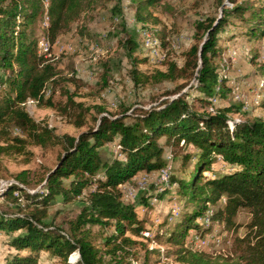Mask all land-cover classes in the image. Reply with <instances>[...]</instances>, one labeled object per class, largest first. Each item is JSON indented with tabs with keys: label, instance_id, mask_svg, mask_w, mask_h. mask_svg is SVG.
<instances>
[{
	"label": "trees",
	"instance_id": "16d2710c",
	"mask_svg": "<svg viewBox=\"0 0 264 264\" xmlns=\"http://www.w3.org/2000/svg\"><path fill=\"white\" fill-rule=\"evenodd\" d=\"M42 1L0 0V68L5 72L0 82L7 84L0 92V139L3 141L0 155L20 152L28 142L43 147L59 144L61 152L55 165L47 169L43 178L45 188L41 192L31 193L23 186L26 170H21L14 181L7 183L4 194L22 192L27 203L17 201L15 212L0 209V230L10 234L8 249L0 255V264H38L37 254L42 249L49 251L55 264H132L131 259L138 258L141 251H144L141 264H146L147 252L159 253L160 249L149 247L144 240L132 236L141 233L144 225L134 205L123 201L118 185L139 170L158 169L166 164L163 145L158 140L163 134L171 145L180 143L196 148L194 152L193 148L186 149L183 154V160L192 155L196 158L189 176L172 177L180 195L186 197L187 203L194 204L183 211L168 232L165 240L174 247L166 251L165 256L189 264H264V118L256 116L232 122L228 116L231 105L216 108L215 112L199 110L181 93L158 104L141 107L137 112L126 113L125 107L110 112L95 105L99 113L95 125L77 135L58 134L53 126L29 113L23 103L28 96L34 98L38 106L54 107L68 114L73 113L70 108H79L81 114L82 109L88 110V107L74 100L68 86H64L66 81H75L74 76L62 74L50 56L38 51V38L32 28H28L43 13ZM109 1H113L109 7L112 17L121 18L119 43L131 60L133 81L192 76L196 80L195 88L207 102L208 96H221L225 91V79L219 77L214 58L220 51L219 39L227 29L229 16H239L247 23L243 31L247 37L264 31L261 28L263 5L253 0H229L232 5H223L220 16L206 15L196 20L194 41L181 65L166 60L165 69L156 68L147 73L137 66L148 58L134 54L139 43L121 17L120 0H48L46 35L49 41H54L58 31L70 22ZM223 1L217 0L218 5ZM130 2L134 18L142 25L161 23L151 7L160 3L166 5L165 1ZM247 11L249 16L244 17ZM165 32L164 26L154 29V35L163 43ZM233 36L231 34L230 38ZM260 66L264 73V63ZM57 89L66 95L62 105L54 98ZM260 103L264 106V92ZM127 116L132 120L126 121ZM83 123V118L76 122L78 126ZM14 129H18L16 134H13ZM105 143L119 145L123 156L103 157L100 147ZM217 155L231 165V170L206 176L204 171L211 168ZM69 176L72 177L66 182L64 178ZM87 187L90 188L87 204L65 228L46 223L43 216L49 200L60 194L66 201ZM221 197H225L224 202L212 208L208 219L218 220L235 232L229 251L210 252L187 246L185 235L190 229L199 232L210 229L197 218L204 216L208 206L216 204ZM30 203L35 206L25 211ZM241 207L248 209L250 218L244 223L245 232L238 234L242 224L235 216ZM94 224L111 228L100 243L91 238L90 225ZM75 250L79 256L72 261L69 255Z\"/></svg>",
	"mask_w": 264,
	"mask_h": 264
},
{
	"label": "rangeland",
	"instance_id": "374dc122",
	"mask_svg": "<svg viewBox=\"0 0 264 264\" xmlns=\"http://www.w3.org/2000/svg\"><path fill=\"white\" fill-rule=\"evenodd\" d=\"M164 3L152 6V10L161 18V23L153 25H142L134 18V9L130 0H120L122 5V19L128 29L133 33L134 38L139 43L134 52L138 58L147 57L146 61L139 62L138 68L150 73L156 68L165 69L166 60H174L181 65L185 58V53L194 41V24L197 19L206 15L216 16L220 13L217 0H163ZM240 1V0H237ZM255 4L263 5L264 0H253ZM113 1H109L97 8H94L83 16L70 22V24L59 30L54 41L50 42L46 35L48 24L47 6L48 0H43V13L39 14L28 28H32L34 35L38 38V51L50 56L62 74L74 76L75 81L64 82L72 98L82 101L88 110L82 109L83 116L78 109L68 112L60 111L50 106H38L36 103L25 105L29 113L35 119H42L50 126L54 127L58 134L70 133L77 135L81 130L96 123V116L99 115L95 105H101L110 112H116L122 108H127L126 113L137 112L141 107H149L158 104L163 99L176 97L184 93L185 98L195 108L210 111V107L222 108L231 105L228 111L230 121H239L245 118L251 119L259 116L264 118V106L260 101L264 92V73L261 71V63H264V31L247 37L243 34L247 23L239 16L231 15L226 23L227 29L219 39L220 51L214 58L219 77L225 79L224 94L219 96L218 101L212 103L202 99L201 92L195 88L196 80L189 77H179L175 79L164 78L160 80L149 79L146 82L135 83L131 75V60L126 55L124 47L119 43L120 17H112L109 7ZM229 2L226 6H231ZM47 15V16H46ZM264 15V13H263ZM249 16L247 11L244 14ZM261 28H264V17L261 21ZM165 28V42L159 38L160 47L158 51H153L145 44L144 36L147 33L154 35L155 28ZM231 32V33H230ZM234 34L230 38V35ZM3 68H0V77L4 76ZM61 86V84H58ZM7 84L0 82V92L6 88ZM57 86V88H59ZM54 98L62 105L66 102V95L56 90ZM80 118L84 123L80 126L76 124ZM126 121L132 120L130 116L125 117ZM18 129H14L16 134ZM163 145V156L166 164H169L172 177L186 178L195 163V156H190L183 160L185 150H196L189 145H171L167 141L166 135L158 138ZM0 143L3 141L0 139ZM101 149L103 157L111 159L115 155L123 156L119 152V146L113 143H105ZM61 146L59 144L48 145L46 147L33 143H25L24 148L12 153L0 155V181H14L21 170H26L25 185L31 193L41 192L45 188L44 175L47 169L53 167L57 162ZM174 153V154H173ZM231 170V165L225 162L219 155L212 162L211 168L206 169V176H215L222 172ZM149 173L146 170L135 173L131 178L125 180L121 188L123 201L134 205L139 218L142 219L143 229L149 228L151 237H144L142 233L132 235L134 238L144 240L149 247H158V252H147L146 264H189L176 261L173 256H165L166 251L174 247L165 240L168 232L175 226L181 214L187 208L193 206V202L187 203L186 197L180 195L177 184L173 187H160L159 174L156 169ZM72 176L64 178L66 182ZM92 184V188L94 187ZM6 187L4 188V190ZM85 188L79 195L64 200L62 195H56L49 200L46 207V214L43 219L46 223L65 228L70 219H73L87 204V191ZM0 191V209L8 212L17 210L16 202L27 203V199L22 192L14 191L12 195L4 194ZM125 190H130L133 194H125ZM16 197L17 199L13 198ZM40 197H37L39 199ZM225 197H221L209 208H216L221 205ZM35 206L30 203L25 207V211L31 210ZM40 206V205H39ZM205 210V214L208 211ZM250 218V213L246 207H241L235 219L242 225L238 228V234L245 232L244 223ZM197 220L210 226L205 232L188 231L185 235V244L189 247H199L210 252H228L232 237L235 232L225 227L218 220L206 219V216ZM91 238L94 242L100 243L103 236L108 233L110 227H101L100 224L90 225ZM142 229V230H143ZM194 232V233H192ZM191 235V236H190ZM207 236L208 242L196 244V236ZM10 234H5L0 230V255L7 251V241ZM218 240V242L216 241ZM144 251L139 252L138 258H132V264H141L144 261ZM38 264H55V259H51L49 251L42 249L37 254ZM77 250L69 255V259L74 261L78 258Z\"/></svg>",
	"mask_w": 264,
	"mask_h": 264
},
{
	"label": "built area",
	"instance_id": "2783aa9c",
	"mask_svg": "<svg viewBox=\"0 0 264 264\" xmlns=\"http://www.w3.org/2000/svg\"><path fill=\"white\" fill-rule=\"evenodd\" d=\"M47 16V15H46ZM144 42L146 45H148L151 50L153 51H158L159 47H160V41H159V38L158 36L156 35H153L151 33H147L146 36H144ZM216 89L218 90L219 89V85L216 86ZM219 99V96L217 94H214V95H211V96H208V100L209 102H216L218 101ZM25 105H28L29 103H35V99L28 96L27 99L23 102ZM210 111L209 112H215V110L213 109V107H210L209 109ZM237 121V120H236ZM119 146V145H118ZM221 158V157H220ZM169 167L170 165L169 164H165L163 166H161L160 168L156 169V171H158L157 173L159 174V181H160V187L163 188V187H173V185L175 184L173 181L170 180V177H171V171L169 170ZM6 183V182H5ZM4 183V180H1L0 181V191L2 192L4 190V188L6 185ZM124 185L123 182L119 183V186L122 187ZM125 194L126 196L127 195H132L133 193L130 191V190H125ZM124 195H122L123 197ZM212 213V208H209L208 211L206 212L205 216H206V219L208 220V217L209 215ZM194 232L196 231L195 229H190V233L191 231ZM192 232V233H194ZM141 233L144 237H151L152 235V232L149 228H145L143 230H141ZM191 236V235H190ZM197 237V240H196V244H205L206 242H208L207 240V236H196ZM216 241L218 242V240L216 239ZM196 247V246H195ZM191 248H194V247H191Z\"/></svg>",
	"mask_w": 264,
	"mask_h": 264
},
{
	"label": "water",
	"instance_id": "95a60500",
	"mask_svg": "<svg viewBox=\"0 0 264 264\" xmlns=\"http://www.w3.org/2000/svg\"><path fill=\"white\" fill-rule=\"evenodd\" d=\"M228 3V0H224L223 1V4L221 5V7L223 6V5H225V4H227ZM221 7H220V13H221ZM219 16H220V14H219Z\"/></svg>",
	"mask_w": 264,
	"mask_h": 264
},
{
	"label": "crops",
	"instance_id": "0c3cea01",
	"mask_svg": "<svg viewBox=\"0 0 264 264\" xmlns=\"http://www.w3.org/2000/svg\"><path fill=\"white\" fill-rule=\"evenodd\" d=\"M141 171H143V170H139V171H137V173H140ZM147 172L149 171V173H151V172H154L153 170H146Z\"/></svg>",
	"mask_w": 264,
	"mask_h": 264
}]
</instances>
